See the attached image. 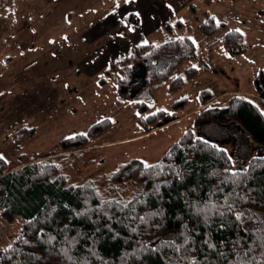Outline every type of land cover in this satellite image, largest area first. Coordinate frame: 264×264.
I'll return each mask as SVG.
<instances>
[{
	"label": "trees",
	"instance_id": "trees-1",
	"mask_svg": "<svg viewBox=\"0 0 264 264\" xmlns=\"http://www.w3.org/2000/svg\"><path fill=\"white\" fill-rule=\"evenodd\" d=\"M123 20L131 29L140 24L135 11ZM181 25L179 19L164 21L166 40L137 42L104 69L106 76L118 73V96L139 102L138 121L145 129L166 114L164 109L143 114L150 109L154 85L167 80L168 91L177 92L199 74L191 65L185 76H174L197 58L192 38L174 33ZM222 27L212 16L200 25L208 35ZM222 41L230 53L247 49L236 29ZM164 57L170 60L160 68ZM255 83L259 98L235 93L224 105L214 101L211 88L201 89L198 98L206 105L195 115L196 125L237 124L259 147L246 166L235 168L225 148L192 128L153 164L139 158L119 164L105 194L92 182L68 183L56 162L9 169L0 155V216L10 223L23 220L13 242L0 250V264H264V68ZM187 102L184 96L171 106ZM111 123L107 117L61 139L62 151L86 147ZM131 184L134 192L126 197Z\"/></svg>",
	"mask_w": 264,
	"mask_h": 264
},
{
	"label": "rangeland",
	"instance_id": "rangeland-1",
	"mask_svg": "<svg viewBox=\"0 0 264 264\" xmlns=\"http://www.w3.org/2000/svg\"><path fill=\"white\" fill-rule=\"evenodd\" d=\"M150 9L163 11L162 23L174 24L181 20L183 25L174 33L189 35L196 45L197 57L213 59L214 67H220L221 71H217L218 77L186 80L178 93H168L167 80L156 83L154 90L151 89L150 109L144 115L158 109L174 114L169 109L171 103L184 96L188 102L178 110L189 111L207 84L218 92L223 89L254 91L251 96L245 95L259 98L255 76L264 68V13L261 12L264 0H0V155L7 160L9 169L32 161L56 162L67 175L68 183L92 182L104 193L110 173L119 164L141 159L135 155L121 158L136 147L140 132L154 129L159 121L148 129L141 126L139 102L118 96V73L106 76L103 73L106 65L100 68L98 62L103 60L105 52L117 57L120 55L116 53L124 52L132 44L134 31L123 17L131 11L149 14ZM209 16L224 23V27L211 35L200 28ZM162 23L137 42L166 40L169 32ZM233 29L241 31L247 44V49L240 53H230L223 45L222 37ZM213 44L216 46L210 48ZM169 60L168 57L160 59V68ZM80 61L99 65L91 68L90 74ZM193 61L196 59L185 62L174 76H185L187 65ZM103 75L107 78L105 84L99 82ZM235 93L239 92L230 91L218 104H226V99ZM107 117L112 120L111 127L92 136L86 147L62 151L61 139L86 132L95 122ZM121 118L125 120L122 123ZM187 128H192L198 136H206L211 130L204 123L198 128L194 125ZM121 137L127 138L123 144L90 147ZM223 138L233 148L235 138ZM106 147L109 157L110 151L113 153L107 165L113 167L93 172V167L100 166L98 161L105 155ZM122 147L127 149L122 151ZM233 150L227 149L234 159ZM163 151L158 159L151 153L149 161L141 160L147 165L153 164L162 158L166 152ZM89 154L96 157L94 164H90ZM238 166L242 165L234 161V167ZM133 189L131 184L123 194L129 197ZM22 222L16 219L10 223L0 216V226L7 229L0 241V250L13 242Z\"/></svg>",
	"mask_w": 264,
	"mask_h": 264
},
{
	"label": "crops",
	"instance_id": "crops-1",
	"mask_svg": "<svg viewBox=\"0 0 264 264\" xmlns=\"http://www.w3.org/2000/svg\"><path fill=\"white\" fill-rule=\"evenodd\" d=\"M152 10H154V9H150L151 13L145 14V15L140 14L138 11L136 12L140 17V24L136 28L132 29V31H134L133 32L134 33L133 34L134 39L132 41V44L129 47L127 46L126 48H124V50H125L124 52L120 51V53H116V54H119L120 56L114 57L115 54L113 53V57H110L105 52V54L103 56V60L98 62L100 65L97 63H95L94 65H90L89 63L85 64V63H83V61L82 62L80 61L81 65H84L85 68L87 69V71L91 74L92 73L91 68H93V67L97 68V65H99L100 68H102L105 65L107 67L108 64L112 60H115V59H118V58L124 56L130 50L132 45L135 44V42L137 43V41L142 39V37L145 34L151 33L156 28H159L161 26V23L163 21V18H162L163 11L162 10H156V11L154 10V13L152 14ZM151 14L154 16V19L152 18ZM141 32H142V34H141ZM210 44H212V43H210ZM215 46L216 45L213 44L210 46V48H213ZM228 57H230V56H228ZM194 62H195V64H194ZM201 62L203 64H201ZM213 63H214L213 59H209V58H205V57H197L196 61L189 63L187 65V67L194 64V66H197V68L199 69V74L196 77H199L202 79L203 78L204 79L205 78L210 79L211 78L210 75H215L216 77H218V75H216V73H217V71L218 72L221 71V68L217 67V69H216L214 67ZM196 77H194V78H196ZM168 83L169 82H167L166 86H168ZM207 85H208V88H211L213 90V87L210 86L211 84H207ZM167 89H168V87H167ZM153 90H154V88H153ZM233 90L235 92L244 93V94H248V95L254 94V91L247 92V91L240 90V89H231V90L223 89V90H220L219 92L216 90H213V92L215 94L214 101L219 102V99L227 96L228 94H230V91H233ZM168 93H169V91H168ZM175 93H178V91ZM152 97H153V95H152ZM226 101H227V99H226ZM205 105H202L199 101V98H198V101L195 103L194 107L190 108L189 111L184 110L185 108H183L182 110H180V109L178 110V109H174V108H172V106H170L169 109L174 110V112H173L174 114L169 115V113L166 112L163 119H161L158 122L159 124L157 126H155L154 129L147 131V132H143V133L140 132V134L137 135L138 136L137 138H140V140L137 141L136 147L135 148L132 147L131 152L122 155L121 159L126 158L128 155H131V156L135 155V156L140 157L141 159H143L145 161H149L150 160L149 157H151L152 154L156 155L157 159H158L162 155V153L164 152L163 151L164 149L166 151L176 140H178L183 135V133L187 129H189V128H187L189 125H194L197 128L200 127V125L195 124V115ZM158 110H160V109H158ZM122 118H124V115L122 116ZM122 118H121V123L123 121H125ZM204 124H206L207 128H209L211 130H210L209 134H206V136H201V135L200 136L215 141L216 143H218L219 146L225 148L226 150L229 149V147L232 150L235 149V151L234 150L232 151V153H234L233 155H235L233 161H237L238 164H240L242 166H246L248 164L249 159L252 156L256 155L255 153L257 151H259L258 145L256 143H254L253 141H251L249 136L246 133H244L237 124L233 123V124H229V125H220V124L213 123V122H205ZM217 132H218V136H216ZM132 136H129V137L132 138ZM224 136H233L235 138L233 148L230 144H227L226 140H224V138H223ZM125 139H127V138L121 137L120 139L119 138L107 139L106 142L94 144L90 147L94 148L95 146L102 145V144L109 146L110 144L116 143V142H120L123 144V142H126ZM220 139L223 142L220 141ZM125 149H127V147H125V148L122 147L120 150L123 151ZM107 150H109L107 147L103 149V151L105 152V155H102V158L100 157L101 160H99V161L96 160L99 162L100 166H98L97 168L93 167L92 168L93 172L104 170L105 168L108 167L107 164L109 163V161H111V159H113V153L110 151L111 156L109 157L108 156L109 153H106ZM89 156H90V158H89L90 164L92 162L94 164L93 159H96V157H93L90 154H89ZM117 159H119V158H117ZM96 165H98V164H96V162H95V166ZM112 167L109 166L108 168L111 169Z\"/></svg>",
	"mask_w": 264,
	"mask_h": 264
},
{
	"label": "built area",
	"instance_id": "built-area-1",
	"mask_svg": "<svg viewBox=\"0 0 264 264\" xmlns=\"http://www.w3.org/2000/svg\"><path fill=\"white\" fill-rule=\"evenodd\" d=\"M7 233V229L4 226H0V241L3 239L4 235Z\"/></svg>",
	"mask_w": 264,
	"mask_h": 264
},
{
	"label": "snow or ice",
	"instance_id": "snow-or-ice-1",
	"mask_svg": "<svg viewBox=\"0 0 264 264\" xmlns=\"http://www.w3.org/2000/svg\"><path fill=\"white\" fill-rule=\"evenodd\" d=\"M126 2H130V0H126ZM237 31H239V30H237ZM0 159H4V158L2 156H0Z\"/></svg>",
	"mask_w": 264,
	"mask_h": 264
}]
</instances>
